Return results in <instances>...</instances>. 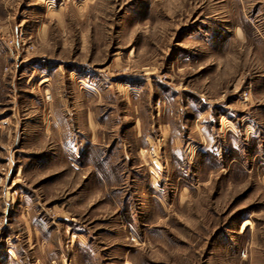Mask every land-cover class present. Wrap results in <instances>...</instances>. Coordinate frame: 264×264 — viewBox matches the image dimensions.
Wrapping results in <instances>:
<instances>
[{"label":"rangeland","instance_id":"rangeland-1","mask_svg":"<svg viewBox=\"0 0 264 264\" xmlns=\"http://www.w3.org/2000/svg\"><path fill=\"white\" fill-rule=\"evenodd\" d=\"M0 264H264V0H0Z\"/></svg>","mask_w":264,"mask_h":264},{"label":"bare ground","instance_id":"bare-ground-1","mask_svg":"<svg viewBox=\"0 0 264 264\" xmlns=\"http://www.w3.org/2000/svg\"><path fill=\"white\" fill-rule=\"evenodd\" d=\"M249 226H251V225H250V223L247 221V222L244 224V227H243L242 233H244V231L248 230Z\"/></svg>","mask_w":264,"mask_h":264},{"label":"built area","instance_id":"built-area-1","mask_svg":"<svg viewBox=\"0 0 264 264\" xmlns=\"http://www.w3.org/2000/svg\"><path fill=\"white\" fill-rule=\"evenodd\" d=\"M151 155H153L154 157L157 156V151L154 147H151V152H150Z\"/></svg>","mask_w":264,"mask_h":264}]
</instances>
